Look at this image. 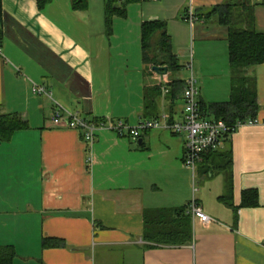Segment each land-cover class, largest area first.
<instances>
[{
    "label": "crops",
    "instance_id": "0c3cea01",
    "mask_svg": "<svg viewBox=\"0 0 264 264\" xmlns=\"http://www.w3.org/2000/svg\"><path fill=\"white\" fill-rule=\"evenodd\" d=\"M243 4L253 7L255 30L264 34V0H140L128 5L126 17H114L112 32L105 0H88L79 10L72 0H53L43 10L37 0H2L0 116H19L28 126L0 140V246L15 248L14 264H264V64L248 70L259 124L240 127L219 149L231 161V208L219 202L222 187L208 193L207 159L195 175L185 166L186 134L154 129L139 145L101 129L91 144L52 122L59 107L106 124L135 127L161 115L182 122L184 90L173 100L168 84L186 82L191 61L200 104L228 102L229 32L211 13ZM154 21L166 23L187 77L147 70L142 25ZM34 85L52 98L35 94ZM158 85L162 95L148 109L146 89ZM245 191L257 193L255 205H244ZM194 198L214 221L191 217ZM163 212L176 224L189 219L188 243L152 239ZM45 239L64 244L44 248Z\"/></svg>",
    "mask_w": 264,
    "mask_h": 264
},
{
    "label": "trees",
    "instance_id": "16d2710c",
    "mask_svg": "<svg viewBox=\"0 0 264 264\" xmlns=\"http://www.w3.org/2000/svg\"><path fill=\"white\" fill-rule=\"evenodd\" d=\"M39 9L43 10L52 3L53 0H37ZM140 0H105V19L109 32H112L114 17H126L127 7L131 3ZM75 10L86 9L88 0H72ZM219 17V23L228 28L229 32V56L233 75V86L230 100L226 103L201 105L202 112L206 116H213L215 120L235 124L237 122H248L257 120L260 110L257 94L256 79L248 73L250 68L264 64V34H259L255 30V16L253 7L248 4L224 5L214 8L211 15ZM3 43L2 30V0H0V47ZM142 52L143 61L152 75L154 67H166L168 73L176 74L182 67L174 55L173 45L168 35L167 25L164 22H146L142 25ZM171 89V98L177 92L185 90L186 82L181 79L170 80L168 84ZM184 92V91H183ZM162 95L160 85L146 89V103L148 109L157 106V100ZM92 124L106 123L104 120H89ZM115 123V122H112ZM28 126L16 115L0 116V140L9 142L15 133L27 129ZM231 136H225L223 141L227 142ZM229 158L228 152H213L205 155L204 160L217 170H224V167H216L218 158ZM231 161L227 163L230 170ZM206 175L211 173L205 167ZM230 173V172H229ZM213 174V172L211 173ZM233 184L231 175L228 178V193L220 197L219 202L227 207H233ZM257 193L255 191H245L243 193L244 205H255ZM162 218L166 219L163 224L160 222L155 231L151 233L152 239L158 243L171 245H184L191 240V226L189 219L183 223L172 222L163 212ZM151 238V237H150ZM146 239H148L146 235ZM59 240L45 239L44 248L63 246ZM17 258L16 250L13 246H0V264H14Z\"/></svg>",
    "mask_w": 264,
    "mask_h": 264
},
{
    "label": "built area",
    "instance_id": "2783aa9c",
    "mask_svg": "<svg viewBox=\"0 0 264 264\" xmlns=\"http://www.w3.org/2000/svg\"><path fill=\"white\" fill-rule=\"evenodd\" d=\"M188 21L190 24L195 23L196 17L193 11L189 12ZM188 69L190 70V75L183 92L185 112L182 122H171L168 116L161 115L155 121L141 122L135 127H131L125 122H111L109 124L101 122L96 125L80 117L78 114L70 113L60 107L55 110L52 116V122L55 126H65L81 132L84 139L91 144L95 142L97 131L101 129H108L120 137L128 136L135 141H138L142 134L159 128H163L178 136L186 134L184 142V164L195 175L205 155L219 151L225 136H232L242 126L257 125L259 121L257 119L231 124L206 116L202 112L199 102L198 80L194 72L193 61L189 63ZM33 90L39 96L52 98L51 93L43 86L34 85ZM189 214L194 220H200L205 224L214 221L204 213L195 198L189 205Z\"/></svg>",
    "mask_w": 264,
    "mask_h": 264
},
{
    "label": "rangeland",
    "instance_id": "374dc122",
    "mask_svg": "<svg viewBox=\"0 0 264 264\" xmlns=\"http://www.w3.org/2000/svg\"><path fill=\"white\" fill-rule=\"evenodd\" d=\"M181 63L182 64H180V65H181L182 69L179 72H177L176 74L170 73V75L173 74L176 77L180 76L183 78L187 77V72L185 71L184 64H183V62H181ZM188 78H189V76H188ZM228 162H229V158H223V157L218 158L216 167H221V168L224 167V170H217L216 168H214L209 163H206V165H205L206 169L211 170L213 172V175H214V178H210L211 173H212L211 172L208 175L209 178L205 179L206 182L204 184H206L207 188H210L211 186H215V185H216V188H218V186H219V188L221 189V187H222L223 188L222 193L224 195H227V193H228V178L230 175V173L228 171V167H227ZM210 184H213V185H210ZM210 192H213V190L211 188L208 189V193H210ZM210 196L212 197L213 194H211Z\"/></svg>",
    "mask_w": 264,
    "mask_h": 264
},
{
    "label": "water",
    "instance_id": "95a60500",
    "mask_svg": "<svg viewBox=\"0 0 264 264\" xmlns=\"http://www.w3.org/2000/svg\"><path fill=\"white\" fill-rule=\"evenodd\" d=\"M153 71L161 76H166L168 74V68L166 67H154ZM142 140H139V145H142Z\"/></svg>",
    "mask_w": 264,
    "mask_h": 264
}]
</instances>
